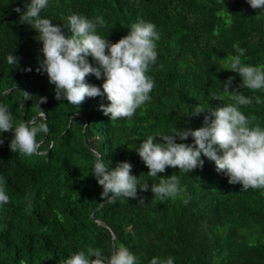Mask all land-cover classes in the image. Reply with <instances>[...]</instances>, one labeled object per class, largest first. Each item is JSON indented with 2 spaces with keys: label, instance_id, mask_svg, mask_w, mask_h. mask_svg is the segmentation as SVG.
Here are the masks:
<instances>
[{
  "label": "trees",
  "instance_id": "1",
  "mask_svg": "<svg viewBox=\"0 0 264 264\" xmlns=\"http://www.w3.org/2000/svg\"><path fill=\"white\" fill-rule=\"evenodd\" d=\"M27 3L0 0V105L12 114L13 127L35 120L49 131L37 135L39 149L32 156L10 150L14 130L0 133V184L10 197L0 205V264H64L89 247L110 257L121 246L137 264H150L154 256H171L174 264H264V188L245 191L242 184H229L203 155L202 168L185 173L169 166L153 178L136 151L149 135L202 127L207 111L190 114L197 105L221 106L212 94L222 93L229 77H234L230 91L253 100L240 110L255 117L253 126L264 128V102H255L256 96L264 101V90L240 87L242 77L227 70L236 43L245 49L243 64L264 66V9H253L248 0H48L41 18L61 25L66 36L72 14L102 16L105 26L97 34L113 43L134 23L156 25L158 55L147 73L154 81L151 99L131 118L111 121L99 109L110 103L106 95L79 106L55 99V85L37 71L43 57L39 33L14 10H26ZM9 55L18 61L9 64ZM88 60L98 66L91 56ZM86 81L102 89L104 78L90 74ZM232 102L225 97L224 103ZM177 142L191 145L194 138ZM97 155L109 169L132 164L139 183L149 184L146 192L138 185L143 203L101 197L103 188L91 174ZM172 174L181 195L155 199L151 184Z\"/></svg>",
  "mask_w": 264,
  "mask_h": 264
},
{
  "label": "clouds",
  "instance_id": "2",
  "mask_svg": "<svg viewBox=\"0 0 264 264\" xmlns=\"http://www.w3.org/2000/svg\"><path fill=\"white\" fill-rule=\"evenodd\" d=\"M253 9H264V0H248ZM48 6V0H30L26 10L19 6L14 10L21 13V23H27L39 35L42 41L40 51L43 54L37 71L47 73L49 82L55 85V99L67 100L73 106H79L88 97L106 95L109 104L101 103L99 109L111 121L120 118H131L136 110L151 99L150 92L154 87L153 79L147 75L150 66L157 60L156 41L160 34L156 25L151 22L139 21L130 27L127 35L117 42H110L97 34V27L105 26L102 16L89 19L86 16L72 14L67 18L65 26L70 28L71 35L66 36L61 25L54 24L50 19L41 18L42 9ZM236 55L228 57L227 70L234 71L242 77L240 87L248 90H264V66H251L242 63L241 57L245 49L238 43L233 45ZM91 56L98 66H93L88 57ZM9 64L18 61L16 56L7 57ZM31 71V69H27ZM97 79L104 78L100 86L86 81L88 75ZM234 77L223 83L222 93H213L212 99L222 101L221 106L206 110L197 105L190 115L204 116L203 126L195 130L179 129L171 134L149 135L136 149L139 157L148 167V175L157 177L167 167L178 168L189 173L197 167L202 168V155L214 161L216 170L224 172L229 184H242L243 190L264 188V128L259 124L253 126L255 117L251 119L241 110V105L253 103L252 98L239 90L230 91ZM225 97L232 103H224ZM47 98L42 97L41 102ZM255 102L264 101L259 96ZM14 130L10 141V150L21 155L37 154L39 142L37 135L49 131L45 123L35 120L20 122L13 127L12 114L6 106L0 105V133ZM189 136L194 138L190 145L177 142V138L186 141ZM157 138H160L159 142ZM3 140H0V144ZM222 151V155L218 153ZM132 164L120 162L115 168L105 165L103 158L97 155L92 173L103 191L101 197L107 202H114L117 197L138 198V185L141 191H148L149 184L139 183L131 173ZM155 199L177 198L182 193L180 182L175 174L167 179L161 178L159 183L151 184ZM10 200L5 187L0 184V205ZM138 200L143 203L142 197ZM187 203V201H185ZM64 264H137L136 256L126 247H118L110 257L102 254L99 248L89 247L87 251L71 254ZM150 264H174V258L153 257Z\"/></svg>",
  "mask_w": 264,
  "mask_h": 264
},
{
  "label": "water",
  "instance_id": "3",
  "mask_svg": "<svg viewBox=\"0 0 264 264\" xmlns=\"http://www.w3.org/2000/svg\"><path fill=\"white\" fill-rule=\"evenodd\" d=\"M104 203V202H103Z\"/></svg>",
  "mask_w": 264,
  "mask_h": 264
}]
</instances>
